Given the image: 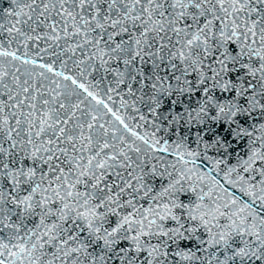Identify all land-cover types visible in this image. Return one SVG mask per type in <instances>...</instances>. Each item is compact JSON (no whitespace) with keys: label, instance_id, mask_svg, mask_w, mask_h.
<instances>
[{"label":"snow or ice","instance_id":"1","mask_svg":"<svg viewBox=\"0 0 264 264\" xmlns=\"http://www.w3.org/2000/svg\"><path fill=\"white\" fill-rule=\"evenodd\" d=\"M0 264H264V0H0Z\"/></svg>","mask_w":264,"mask_h":264}]
</instances>
